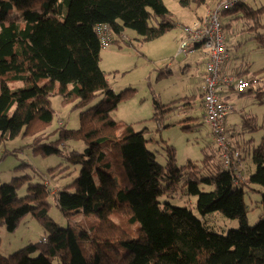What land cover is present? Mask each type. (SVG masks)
<instances>
[{
	"label": "trees",
	"instance_id": "trees-1",
	"mask_svg": "<svg viewBox=\"0 0 264 264\" xmlns=\"http://www.w3.org/2000/svg\"><path fill=\"white\" fill-rule=\"evenodd\" d=\"M192 1L197 0H179L185 8ZM222 1L206 5L198 16ZM257 11L244 0L221 11L224 31L222 19L228 13L250 18L249 29L257 28L261 18ZM151 19L158 21L156 26H150ZM98 24L108 26L113 42V35H124L128 29L146 42L176 26L164 0H0V144L23 130L25 135L41 133L35 136V150L43 155L62 154L57 146L61 141L86 144L83 151L75 149L66 155L68 162L81 169L60 190L52 192L47 184L27 175L0 184V228L15 232L31 214L45 231L41 241H31L8 255L0 253V264H264V192L263 214L255 225L248 223L244 199L245 187L264 189V137L252 149L255 171L245 174L240 183L219 159L212 167L203 166V171L192 160L180 166L172 145H166L161 163L147 147L151 141L145 136L147 128L138 131L135 124L112 116L127 93H116L101 68ZM189 57L200 58L205 65L200 96L165 104L154 99L152 121L162 123L176 108L189 111L197 104L204 118L201 84L206 60L201 50ZM227 61L222 74L264 81V69L259 76H248V71L227 73ZM15 82L24 85L13 87ZM262 88L256 89V96L264 101ZM55 95L71 111L82 109L79 128L68 130L63 124L44 132L54 119L51 97ZM57 131L60 139L50 140ZM240 145L232 144L241 153ZM219 153L218 149V157ZM211 158L207 155L208 162ZM179 191L196 198L201 215L220 211L238 219L239 226L221 234L193 209L159 200L162 195L175 197ZM51 195L64 216L80 214L82 218L74 225L60 226L48 211Z\"/></svg>",
	"mask_w": 264,
	"mask_h": 264
},
{
	"label": "rangeland",
	"instance_id": "rangeland-1",
	"mask_svg": "<svg viewBox=\"0 0 264 264\" xmlns=\"http://www.w3.org/2000/svg\"><path fill=\"white\" fill-rule=\"evenodd\" d=\"M205 1V3H199L198 0L192 1L185 8L179 0H164L176 23L175 27L158 39L146 42L131 29L126 30L124 35L115 34L113 36L116 40L112 41L108 48L102 49L100 63L114 91L127 93V98L121 101L112 113L113 118L135 124L138 131L147 128L145 136L151 140L147 143V147L157 154L161 163L165 162L166 145H172L175 147L177 163L180 166L192 160L202 171L203 166L209 164V167H212L219 158H217V145L211 136V128L204 122L203 113L198 104L195 109L189 111L176 108L162 123L152 121L151 118L154 114V99L165 104L173 99L189 95H197L196 100L200 96V82L205 65L200 58L191 61L185 54H179L183 35L179 25L190 24L196 17V13L201 14L206 5H212L219 0ZM244 1L253 10H259L257 13L261 17L260 24L257 28L249 29L253 24L250 18L247 19L244 16L235 18L232 13L224 15L222 22L226 26V44L230 55L225 71L230 74L236 71L238 73L248 71V76H259L260 71L264 69V41L262 40L264 39V0ZM157 22L151 19L149 24L156 26ZM188 63L192 66H188ZM165 69L167 73L161 74ZM11 85L22 87L24 83L15 82ZM262 86L264 81L255 83L251 92L243 95L234 93L228 99L234 106L228 119L229 138L234 146L236 142L241 143L240 149L243 155L241 169L247 176L255 171L252 149L264 137V101H262L263 98L256 96V89ZM51 105L54 110V119L45 128V133L52 132L63 124L68 130L79 128V112L82 109L71 111V106L63 104L59 95L51 97ZM193 115L198 119L188 118ZM194 122L199 125L184 127ZM24 132L23 130L15 139L3 140L0 144V184L22 175H27L32 181L47 184L52 192L71 184L79 175L81 166L68 162L66 155L75 149L83 151L86 144L82 140L67 142L60 140L57 146L60 147L62 154L43 155L42 152L35 150V136L41 133L30 132L25 135ZM57 138L60 139L59 131L53 134L50 140ZM207 155L212 157L210 162L207 161ZM24 192L23 189L21 195ZM263 192L264 189L260 186L245 187L244 199L250 225H255L263 214L261 203ZM49 200L51 202L49 214L60 226L74 225L82 218L80 214L64 216L52 195ZM159 200L162 204L168 202L173 206H187L193 209L196 216L207 221L212 230L221 234H226L240 224L238 219L228 218L220 211L206 216L201 215L196 208V198L182 191H179V195L175 197L162 195ZM44 237V228L30 214L24 218L15 232H10L5 227L0 228V253L8 255L27 243L41 241Z\"/></svg>",
	"mask_w": 264,
	"mask_h": 264
},
{
	"label": "built area",
	"instance_id": "built-area-1",
	"mask_svg": "<svg viewBox=\"0 0 264 264\" xmlns=\"http://www.w3.org/2000/svg\"><path fill=\"white\" fill-rule=\"evenodd\" d=\"M240 0H223L203 15L197 16L190 24L179 25L183 31L179 54L187 57L202 51L206 60V73L201 84L205 122L211 128V136L219 149V161L227 169L235 172L236 182L245 181L242 172V159L239 150L232 146L227 128L228 117L234 110L228 99L233 92L240 94L253 87L257 81L236 79L232 75L222 74V67L229 58L226 46L227 38L220 20V12L235 7ZM98 35L103 48H108L112 41V33L107 25L98 24ZM233 91V92H232Z\"/></svg>",
	"mask_w": 264,
	"mask_h": 264
},
{
	"label": "crops",
	"instance_id": "crops-1",
	"mask_svg": "<svg viewBox=\"0 0 264 264\" xmlns=\"http://www.w3.org/2000/svg\"><path fill=\"white\" fill-rule=\"evenodd\" d=\"M199 15V13H196V16H198ZM194 19V18H193ZM181 28V27H180ZM183 33V31H182V28H181V34ZM183 38V35L181 36V39ZM179 52V51H178ZM188 60H191L192 61V59L191 58H188ZM188 66H192V64L191 63H188ZM165 73H167V71H165ZM242 164H243V162H242Z\"/></svg>",
	"mask_w": 264,
	"mask_h": 264
}]
</instances>
